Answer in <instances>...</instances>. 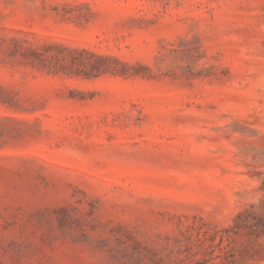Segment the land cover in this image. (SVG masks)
Instances as JSON below:
<instances>
[{
    "label": "rangeland",
    "instance_id": "obj_1",
    "mask_svg": "<svg viewBox=\"0 0 264 264\" xmlns=\"http://www.w3.org/2000/svg\"><path fill=\"white\" fill-rule=\"evenodd\" d=\"M0 264H264V0H0Z\"/></svg>",
    "mask_w": 264,
    "mask_h": 264
},
{
    "label": "trees",
    "instance_id": "obj_2",
    "mask_svg": "<svg viewBox=\"0 0 264 264\" xmlns=\"http://www.w3.org/2000/svg\"><path fill=\"white\" fill-rule=\"evenodd\" d=\"M98 60H106L105 58H98ZM110 70L108 68L103 70V73H108Z\"/></svg>",
    "mask_w": 264,
    "mask_h": 264
}]
</instances>
